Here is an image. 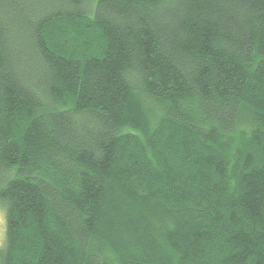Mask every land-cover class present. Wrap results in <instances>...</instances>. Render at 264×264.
Listing matches in <instances>:
<instances>
[{
	"label": "trees",
	"instance_id": "1",
	"mask_svg": "<svg viewBox=\"0 0 264 264\" xmlns=\"http://www.w3.org/2000/svg\"><path fill=\"white\" fill-rule=\"evenodd\" d=\"M0 264H264V0H0Z\"/></svg>",
	"mask_w": 264,
	"mask_h": 264
},
{
	"label": "rangeland",
	"instance_id": "2",
	"mask_svg": "<svg viewBox=\"0 0 264 264\" xmlns=\"http://www.w3.org/2000/svg\"><path fill=\"white\" fill-rule=\"evenodd\" d=\"M2 205L3 204L0 201V245L3 244L5 238V212Z\"/></svg>",
	"mask_w": 264,
	"mask_h": 264
}]
</instances>
